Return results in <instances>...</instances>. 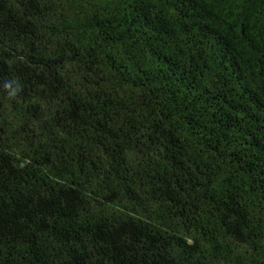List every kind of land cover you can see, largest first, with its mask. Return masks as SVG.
I'll return each instance as SVG.
<instances>
[{"label": "trees", "instance_id": "obj_1", "mask_svg": "<svg viewBox=\"0 0 264 264\" xmlns=\"http://www.w3.org/2000/svg\"><path fill=\"white\" fill-rule=\"evenodd\" d=\"M0 264H264V0H0Z\"/></svg>", "mask_w": 264, "mask_h": 264}, {"label": "clouds", "instance_id": "obj_2", "mask_svg": "<svg viewBox=\"0 0 264 264\" xmlns=\"http://www.w3.org/2000/svg\"><path fill=\"white\" fill-rule=\"evenodd\" d=\"M6 87H10V85H6Z\"/></svg>", "mask_w": 264, "mask_h": 264}]
</instances>
